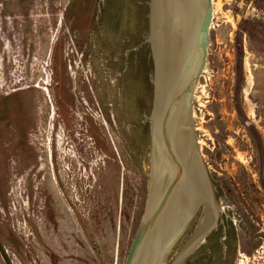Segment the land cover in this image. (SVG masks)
I'll return each instance as SVG.
<instances>
[{"label":"rangeland","instance_id":"1","mask_svg":"<svg viewBox=\"0 0 264 264\" xmlns=\"http://www.w3.org/2000/svg\"><path fill=\"white\" fill-rule=\"evenodd\" d=\"M151 1L0 0V264L126 263L151 184ZM192 113L223 210L183 264H264V0H213Z\"/></svg>","mask_w":264,"mask_h":264},{"label":"bare ground","instance_id":"2","mask_svg":"<svg viewBox=\"0 0 264 264\" xmlns=\"http://www.w3.org/2000/svg\"><path fill=\"white\" fill-rule=\"evenodd\" d=\"M181 4V0H152L151 9L152 40L154 42L152 43L156 50L158 66L157 102H161V110L154 121L157 138V167L161 173L171 166L169 174L174 179L177 176L176 164L183 163V174L181 181L168 194L158 221L145 245L143 257L140 258L138 264H169L164 258L168 238L175 232L191 209H196L198 205L203 204V214L195 232L173 263L178 264L183 257L190 254L206 240L207 233L216 225L220 211L202 173L186 119L180 123L175 135L170 133L168 128L169 105L167 103L166 106L165 102L168 101V93L174 75L172 59L177 40ZM196 61L197 58L193 70L197 64Z\"/></svg>","mask_w":264,"mask_h":264},{"label":"water","instance_id":"3","mask_svg":"<svg viewBox=\"0 0 264 264\" xmlns=\"http://www.w3.org/2000/svg\"><path fill=\"white\" fill-rule=\"evenodd\" d=\"M181 3L182 4L180 6L181 9L179 16L177 40L172 59L174 75L170 91L168 93V101L165 102L166 106L167 103L169 105L168 128L170 133L175 135V132L179 128L180 123L186 119L193 147H196L195 152L200 162L202 173L206 179L207 186L212 194V198L215 200L211 182L206 167L202 161L198 148V143L196 141L192 113L194 92L202 75V72L204 71L206 59L208 56L210 29L213 20V2L212 0H181ZM150 24L151 26L148 41L151 46L152 57L154 62L153 84L155 90V101L152 112V170L150 177L151 184L146 208L125 264H138L140 258L143 257L145 245L147 244V241L151 235L152 229L158 221V218L162 211V207L164 206V202L168 194H170V192L174 189L175 185L181 181V176L183 174V163H179L178 165L176 164L177 176L174 179L171 178L169 174V169L171 168V166L169 168L167 167L166 169H164L161 173H159L157 167V138L154 121L155 117L159 114V111L161 110V102H157L156 79L158 66L156 59V50L152 43V9L150 14ZM196 58L197 64L193 70ZM199 208H203L204 210L203 204L198 205L196 209H191L187 213V216L184 218L181 224L178 226V228L175 230V232L168 238L165 245L166 253L164 255V258L167 259L171 249L181 238V236L185 233ZM216 220V225L210 229L207 235L217 227L219 217ZM188 255L189 254L183 257L178 264H183L185 258Z\"/></svg>","mask_w":264,"mask_h":264},{"label":"flooded vegetation","instance_id":"4","mask_svg":"<svg viewBox=\"0 0 264 264\" xmlns=\"http://www.w3.org/2000/svg\"><path fill=\"white\" fill-rule=\"evenodd\" d=\"M154 63V62H153ZM219 206V205H218ZM221 207V208H220ZM219 209H220V211H219V220H220V213H221V211L223 210V207L222 206H219ZM219 223V222H218ZM218 225V224H217Z\"/></svg>","mask_w":264,"mask_h":264}]
</instances>
